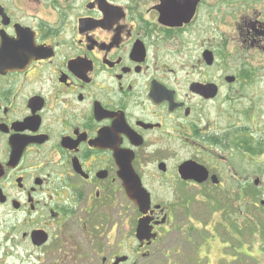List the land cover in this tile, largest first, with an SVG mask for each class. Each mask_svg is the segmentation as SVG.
Here are the masks:
<instances>
[{
  "label": "flooded vegetation",
  "instance_id": "flooded-vegetation-1",
  "mask_svg": "<svg viewBox=\"0 0 264 264\" xmlns=\"http://www.w3.org/2000/svg\"><path fill=\"white\" fill-rule=\"evenodd\" d=\"M227 38L264 45V0H0L1 262L28 243L64 264H144L190 234L202 255L208 210L226 219L211 237L233 236L264 141L223 128L233 89L256 101L252 71H224ZM185 162L206 176L184 178Z\"/></svg>",
  "mask_w": 264,
  "mask_h": 264
},
{
  "label": "rangeland",
  "instance_id": "rangeland-1",
  "mask_svg": "<svg viewBox=\"0 0 264 264\" xmlns=\"http://www.w3.org/2000/svg\"><path fill=\"white\" fill-rule=\"evenodd\" d=\"M236 16V12L231 16L225 14L224 22L216 24L214 33L217 42H225L223 35L227 37L236 35ZM226 40L228 41L223 45V50L231 57L225 58L224 71L227 73H234V71L242 69L252 71L254 78L247 82L242 91L248 92L250 95L254 94L256 101L252 102L242 93L233 89L232 103L224 105L223 128L238 126L240 127L239 137H245L247 134L256 140L264 141V45L256 44L251 47L243 44L240 40L232 39L230 42L229 38ZM226 93L227 87L225 86L223 95ZM242 126L248 127L249 132L241 133ZM236 155L240 163L248 162L242 152L239 151ZM252 169L255 171L256 177L261 176L262 181L252 194H245L244 190H240V198L235 196L239 200V204L235 203L236 205L232 207L233 211H231L237 227L233 236L230 229L229 238L226 233L221 236V232L218 230L217 237H211L218 224L226 225V219L222 211L208 210L203 220L205 224L203 225L208 228L203 230V234L209 240V244L202 255L197 253V248H195L198 246V240H195L193 234H190L176 242L178 246L176 252L145 259L144 264H264V156L254 160ZM2 234L0 232V245L4 237ZM47 251L48 253H44L42 250L33 249L28 243H24L15 247L11 251V255L6 260L4 258L3 262L0 258V264H54V261L63 263L62 258L69 256L68 253L63 252L67 250L55 251L49 248ZM2 255L3 249L0 247V257ZM78 261L80 263L86 260L82 259L80 255Z\"/></svg>",
  "mask_w": 264,
  "mask_h": 264
},
{
  "label": "water",
  "instance_id": "water-1",
  "mask_svg": "<svg viewBox=\"0 0 264 264\" xmlns=\"http://www.w3.org/2000/svg\"><path fill=\"white\" fill-rule=\"evenodd\" d=\"M233 77L229 76L227 77V81L232 82L233 81ZM203 94L207 95V96H213L215 95V88H213V86H206L204 89H202ZM203 168H201V166H199L198 164H195L194 162H185L184 164H182L180 166V173L182 174V176H184V178H192L198 175H201L203 172ZM206 176L205 172L203 173V178ZM203 178H197L198 180H203ZM256 182L258 183V180H256ZM136 190H140L139 189V184L137 183L136 185ZM144 207L148 206V199L145 198L144 203L141 205ZM148 232L149 229L147 227V222L145 220H141L139 222V226L137 229V234L138 236H142L147 238L148 237ZM34 238L38 241V242H43V240H45L44 234L41 232H36L34 234Z\"/></svg>",
  "mask_w": 264,
  "mask_h": 264
},
{
  "label": "bare ground",
  "instance_id": "bare-ground-1",
  "mask_svg": "<svg viewBox=\"0 0 264 264\" xmlns=\"http://www.w3.org/2000/svg\"><path fill=\"white\" fill-rule=\"evenodd\" d=\"M255 157H257V159H258V157H261L260 155H258L257 153H255Z\"/></svg>",
  "mask_w": 264,
  "mask_h": 264
}]
</instances>
